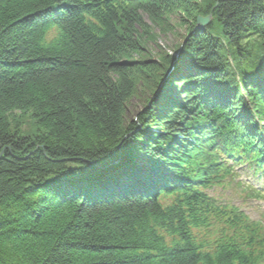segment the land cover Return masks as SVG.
Listing matches in <instances>:
<instances>
[{
	"label": "trees",
	"instance_id": "16d2710c",
	"mask_svg": "<svg viewBox=\"0 0 264 264\" xmlns=\"http://www.w3.org/2000/svg\"><path fill=\"white\" fill-rule=\"evenodd\" d=\"M172 14L160 83L173 59L133 57ZM261 68L264 0H0V264H264V222L208 194L264 181Z\"/></svg>",
	"mask_w": 264,
	"mask_h": 264
},
{
	"label": "rangeland",
	"instance_id": "374dc122",
	"mask_svg": "<svg viewBox=\"0 0 264 264\" xmlns=\"http://www.w3.org/2000/svg\"><path fill=\"white\" fill-rule=\"evenodd\" d=\"M181 14H172L163 17L158 21H151L150 19L143 17L144 22L148 27L146 33H142L144 53L133 57L136 61L157 63L158 60L162 59L163 56H168L172 61V66L168 69L164 78H160V83L172 78L179 70V57L177 51L181 45H183L187 39L186 29L181 27L180 20ZM210 21V20H209ZM159 65V64H158ZM161 72V69L159 73ZM158 73V76H159ZM146 83V85H145ZM145 83H140L136 89V93L126 105V120H134L137 115L142 113L151 100L154 99V91L156 87L155 83L149 80ZM152 87V88H147ZM262 86V84H259ZM181 87L174 86L173 89L177 91ZM19 135L27 136L33 131L30 119L26 116L19 117ZM242 184L240 187H216L212 191L208 192L213 198L224 202H231L233 206L238 207L246 216L251 220H260L264 222V201H257L250 199L249 197L244 198L247 194L245 189L248 186L262 189L264 191L263 181H258L245 175L240 176Z\"/></svg>",
	"mask_w": 264,
	"mask_h": 264
},
{
	"label": "water",
	"instance_id": "95a60500",
	"mask_svg": "<svg viewBox=\"0 0 264 264\" xmlns=\"http://www.w3.org/2000/svg\"><path fill=\"white\" fill-rule=\"evenodd\" d=\"M209 20H210V17H206V18L197 17L195 29L197 30V29H200V28L206 26L208 24Z\"/></svg>",
	"mask_w": 264,
	"mask_h": 264
},
{
	"label": "snow or ice",
	"instance_id": "6c2138e0",
	"mask_svg": "<svg viewBox=\"0 0 264 264\" xmlns=\"http://www.w3.org/2000/svg\"><path fill=\"white\" fill-rule=\"evenodd\" d=\"M258 73L262 79H264V68L258 70Z\"/></svg>",
	"mask_w": 264,
	"mask_h": 264
}]
</instances>
